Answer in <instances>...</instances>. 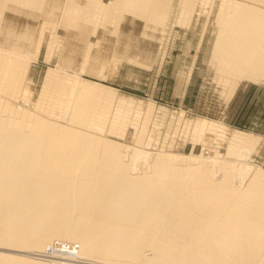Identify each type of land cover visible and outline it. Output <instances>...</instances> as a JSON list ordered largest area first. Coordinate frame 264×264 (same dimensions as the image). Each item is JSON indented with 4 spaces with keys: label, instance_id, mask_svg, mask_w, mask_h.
I'll return each instance as SVG.
<instances>
[{
    "label": "bare ground",
    "instance_id": "1",
    "mask_svg": "<svg viewBox=\"0 0 264 264\" xmlns=\"http://www.w3.org/2000/svg\"><path fill=\"white\" fill-rule=\"evenodd\" d=\"M171 1L0 0V249L16 254L0 264H264V171L247 163L260 138L235 132L236 161L120 144L104 133L125 136L135 101L79 76L110 57L149 64ZM208 4L178 0L181 20ZM215 25L229 98L241 80L264 83V0H220ZM46 34L58 63L33 113L10 101L30 94ZM193 124L206 146L221 126Z\"/></svg>",
    "mask_w": 264,
    "mask_h": 264
},
{
    "label": "rangeland",
    "instance_id": "2",
    "mask_svg": "<svg viewBox=\"0 0 264 264\" xmlns=\"http://www.w3.org/2000/svg\"><path fill=\"white\" fill-rule=\"evenodd\" d=\"M109 1L106 0V2ZM170 3L158 54L156 57L153 56L149 64L144 66L125 62V59L110 57L99 63V74L79 75L89 82L112 88L116 98H129L136 103L135 107L125 114L131 117V119L127 118V121H130L126 122L128 125L126 124L125 136L122 138V136H116V133L108 135L110 133L106 131L109 128L108 123L104 137L130 147L137 146L149 152L160 150L204 157H214V153L218 152L222 160H231L233 157L232 160H234L237 156L228 155L227 152L230 137L237 131L250 133L260 138V141L252 150V154L250 153V161L247 160V163L255 167L252 169L253 172L256 167L264 171V83L241 80L232 97L229 98L231 79L217 69L218 63L212 56V38L216 35L215 19L220 0H209L208 6L202 12L194 13L191 19L190 17L187 20L182 18L183 21L180 17L178 0H172ZM158 6L161 7L160 2ZM158 12L156 11L155 16ZM46 35V41L36 60L30 64L23 82V89H28L31 95L29 94L27 98L22 95L23 97L12 99L11 106L33 113L37 112L34 111L35 104L43 97L46 73L48 70H56L58 63L59 52L49 48L51 38L49 34ZM48 53L50 60L46 59ZM30 56L33 57V55ZM67 74L75 75L70 68L67 69ZM118 98L114 103L118 102ZM138 102H140L138 111L142 113L138 114L139 116L135 113ZM150 106L152 109L149 112ZM146 112L150 115L146 116ZM133 117L138 120H134ZM198 118L215 122L224 129L221 126L218 127L220 130L218 129L216 135L210 136L213 140L207 142V146L204 145L203 140H193V122ZM58 120L59 118L57 122L64 125L68 122L65 119L63 121V118ZM69 124V122L66 123V125ZM141 129L144 142L137 145V137ZM237 162L245 163L241 160ZM0 253L14 254L4 249H0ZM98 264L101 263L98 262Z\"/></svg>",
    "mask_w": 264,
    "mask_h": 264
}]
</instances>
